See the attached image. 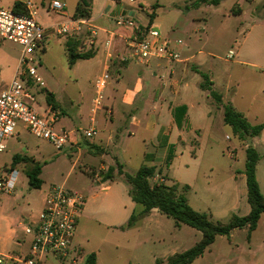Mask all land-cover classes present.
Here are the masks:
<instances>
[{
	"label": "rangeland",
	"instance_id": "1",
	"mask_svg": "<svg viewBox=\"0 0 264 264\" xmlns=\"http://www.w3.org/2000/svg\"><path fill=\"white\" fill-rule=\"evenodd\" d=\"M49 1L51 0H46ZM95 1L97 9L102 10L107 0ZM111 1L115 5V0H108V5ZM194 1L137 0L134 5H129L127 0H122L125 9L134 12L135 22L144 27L154 26L162 38L179 52L180 60L190 57L191 59L179 64L175 61L168 63L165 62L168 60L152 58L144 65L134 62L124 67H112L107 72L111 85L108 83V88L106 87L104 91L103 106H109V97L114 101L115 113L113 116L108 115L109 109L104 110L103 107L94 122V126L101 131L96 139L105 137L104 132L111 126L114 131L112 141L116 140V135L123 134L129 143H132L139 140L140 133L138 132L135 138L130 136L125 128L122 112L127 114L138 112V117L142 119L147 114L154 113L158 118L159 129H167L168 105L173 103L179 106L186 102L189 107L187 120L191 126L183 123L182 128H179L183 132L185 143L174 146V158L169 167L166 165V159L153 160L158 150L162 152L160 146L161 144L164 146L163 141L167 140H163L159 131L153 135H146L147 144L145 142L142 143L143 146L136 144L133 149L135 153L131 155L127 164L125 161L128 156L120 154L119 146L113 142L107 147L110 151L109 157L101 158L100 154H95L85 158L80 157V151L73 149L71 143L57 150L35 138L28 131L30 143L41 148V178L44 185L65 186L87 199L72 244L73 254L82 249L86 254L98 255V264H128L129 260V264H156L158 260L166 261L177 253L191 249L202 239L201 233L197 230L186 225L178 228L172 218L157 211L149 219L138 218L137 226L130 230L123 231L102 224L100 217L109 218L112 222L117 221V217L129 206L131 203L128 195L129 186L125 183L99 184L93 179L92 174H87L83 170L87 163L98 166L101 160L112 161L113 156H116L124 165L125 172L130 175H135L142 166L156 165L161 170V176L156 175L151 183L164 181L169 186L180 183V191L186 194L191 208L206 213L213 222L227 223L233 214L243 217L251 210L244 176L245 144L248 147L252 146L260 136L249 142H242L235 135L224 121L223 108L220 109L209 92L201 89L203 78L197 70L206 74L213 82L212 89L223 96L224 104H231L233 100L244 102L251 69L237 63L251 62L250 45H256V50L258 48L264 50V36L262 42L254 41L251 18L244 20L239 13L236 15L232 13L237 0H224L219 6L200 7H194ZM10 3V0H2V7L10 9ZM248 6L247 2L245 7ZM262 9L258 8L257 11L260 12ZM46 13L47 16L43 12L38 13L40 16L37 14V18L43 16L53 20L56 15L51 11ZM249 30L252 32L248 33ZM247 34L249 35L244 42V36ZM179 42L181 44H178ZM21 52V46L0 37V93L5 90V83L11 82L15 77ZM229 52L234 53L233 60L227 59ZM34 59L32 67L35 68L43 85L35 83L25 68L20 69L18 79L32 97V100L25 99L24 102L34 110L38 106L47 108L49 91L45 88H48L56 95L54 99L57 107L54 112L57 121L53 125L54 131L75 130L81 134L83 130L93 127L91 119L94 116L91 109L92 99L96 94L95 86L106 74L103 73L98 59L81 63L77 69L78 77L63 90L61 89L63 82L60 88L50 83L51 77L48 71H45L42 53L36 52ZM170 71H173L172 76L169 75ZM154 74L157 77H154ZM139 84L145 88L143 93L135 91ZM174 91H177V95L173 96ZM253 95L257 96L255 92ZM122 96H125V102ZM60 116H63L62 121H59ZM65 125H68V128H65ZM141 148L147 152L143 158L139 155ZM257 151L259 161L264 163V147L258 145ZM168 153L169 150L167 155ZM76 161L77 164L74 166ZM261 167L264 168V165ZM4 168L14 169L20 173L16 189L19 197L9 201L5 212L6 218L10 222H21L26 225L31 215L39 213L44 194L29 188L23 167H13L9 163ZM184 185L190 186L191 190L183 191ZM105 186H111V189L102 190ZM21 187L24 191H21ZM142 210V206L136 205L135 215L139 216ZM263 242L264 220L259 223L250 238L247 229L235 230L230 237H217L212 248L193 264H264ZM27 247L29 244L25 249ZM51 264L70 262L52 261Z\"/></svg>",
	"mask_w": 264,
	"mask_h": 264
},
{
	"label": "crops",
	"instance_id": "2",
	"mask_svg": "<svg viewBox=\"0 0 264 264\" xmlns=\"http://www.w3.org/2000/svg\"><path fill=\"white\" fill-rule=\"evenodd\" d=\"M10 1H11V3L9 4L10 8H13L16 2H21L24 5L28 2H31L36 6L37 14L40 12H43L45 16H47L48 14L46 12L50 11L49 5L51 2L59 1L60 3L63 4L64 6L63 10L60 13H55L56 15H54L55 17L53 18V20H50L49 18H46L43 16H41L40 18H37L39 24L45 29H47L48 31L47 39H46L44 48L41 53L43 55V65L46 68L45 71H48L51 77L50 83L52 85L60 88L63 82L64 86L63 85L61 86V89L63 90L65 86H67L70 83H73L76 77H78L77 69L81 66V63L86 62V61L90 62L92 60L98 59L99 65L101 66L103 73H107L108 71L111 70L112 67H117V66L124 67V66H128L130 63H134V62L121 63L120 60L118 59L119 55H124L130 52V48L127 46L125 39L126 37H130L134 35L135 33L134 30H116L115 28V24L113 21L114 18L117 15H119L120 12L124 8H126L123 5L122 0H115L116 2L115 5L112 4L113 1H111V3L108 5L107 3L108 0H107L102 10H98L96 1L91 0V17L90 19H88L87 26L84 25L81 32H76L68 36H58L52 32V29L59 24H64V23L70 24L72 20H76L74 18V15H75L79 0H51L49 2H46V0H10ZM247 2L249 6L245 7ZM0 6L2 7V0H0ZM236 6L239 7L240 17H242L244 20L250 17L251 20L253 21V24L251 26V28H253V31H254L252 39H254V41H257V42H262L263 36H264V0H237L236 5H234L233 8ZM258 8H263V9L262 11L258 12L257 11ZM38 16L40 15L38 14ZM78 20L80 19H77L76 21ZM88 26H92L98 30V38H97L95 45L93 46V51H92L94 53V56L93 58L89 60H79L76 62V64L73 67H69L68 53H67V44L69 42L78 44L79 53L88 52L91 49L87 45ZM113 31L116 32L115 37L112 35ZM251 32L252 31L250 30L248 31V33H251ZM248 35L249 34L244 36V42L247 40ZM255 47L257 46L256 45L249 46L251 62L239 61L237 63V65L239 66L250 68L252 72V73L250 72V77H248L247 84H246L248 89L245 94V101L244 102L242 101V95H241L240 99L242 102L240 101L237 102L235 100L230 102L231 105L236 109V111L243 114V116H245L247 120L249 121V123L253 126L264 125V50H261L260 48L256 50ZM188 59H191V57L187 58L186 60H179L175 62L179 64L186 63ZM165 62L170 63L169 61H165ZM135 64H139V63H135ZM139 65H144V64H139ZM18 67H19V63L17 64L16 72L18 70ZM169 75L172 76L173 71H170ZM141 76L142 74H140V77ZM154 77H157V75L154 74ZM9 83L10 81H7L4 87L6 88L9 85ZM109 84L111 85V83ZM45 89L51 92L48 88H45ZM135 91L136 93H141V92L143 93L145 91V88H143V86L139 84ZM254 92L256 93L257 96L253 95ZM174 95H177V91H174L173 96ZM95 97H96V94L94 98L92 99L91 114L94 116V118L91 119V123H92L91 126H93L98 131V134L94 139L90 141H85L79 131H75V130L67 131V130L61 129V130L70 132L72 134V139H71L72 145L71 146L73 149L80 151V154H81L80 157L83 156L85 158H88V157L94 156L95 154H100L101 158L104 156L109 157L110 151L107 149V147L109 144L113 142L114 144L119 146L120 154H126L128 156L127 161H125L127 164L129 163V158L131 157V155L135 153L133 149L135 148L136 144L143 146L142 143L143 144L144 142L146 143L148 139L146 138V135L147 134L153 135V134H156L158 131H159L160 136L163 137V140H166V139L167 140L163 141L164 146L162 144L160 146L161 150L163 149L162 150L163 153L159 152L160 150H158L156 153V157L154 156L153 160L158 159V158L159 160L167 159V156H168L167 150H169L171 147L174 148V146L177 144L179 145V144L185 143V139L183 138V132H181V129L178 128L174 120L173 110L177 107L186 106L187 114H186L184 123L187 124L188 127L191 126L187 120V116L189 113V107L187 106L186 102H182L183 104L179 106L174 105L173 103H170L168 105L167 114L169 117V127L167 129H163V128L159 129L158 118L154 113H151L149 115L147 114L142 119L138 117V112H133L131 114L122 112L121 115L123 118V122H124L125 128L127 129L128 133H130V136L135 138L137 137V133L138 132L140 133L139 140L129 143V141L126 139L125 136H123V134H120L119 136L116 135V140L112 141L114 131L111 126H108V130L104 132L106 134L105 137H100L99 139H96L97 137L100 136L101 131L97 129L96 126H94V122H95V118L98 117L100 114V111H101L100 109H102L104 106L100 109H95L94 108ZM122 99H123V102H125V96H122ZM108 101L110 104L109 106L105 105L104 110L109 109L108 115L113 116L115 113L114 101L110 99L109 97H108ZM220 109L222 108L220 107ZM35 110L37 111V113L45 115L48 110H52V109L50 106H48L47 108L38 106L35 108ZM44 112L45 114H43ZM61 113L63 114V112ZM61 117L63 116H60L59 121H62ZM64 122L66 123V121ZM64 127L68 128V125H65ZM28 133H29L28 130L22 123H19L17 125L14 136L6 142L5 150L0 153V176L3 175V172L5 171L4 170L5 166H7L9 163L12 165L13 158L15 156L31 158L36 163H39V164L41 163V158H40V156H42L41 148L39 146L35 147L30 143L29 138H28ZM43 142L46 144H49L45 141ZM258 145H261L262 147H264V130L261 136L259 137V140L255 141V143L252 144V146L255 148L256 151H257ZM247 147L248 145L245 144V149H247ZM146 153L147 152L145 151V149L141 148L139 155L141 158H143L146 155ZM76 164H77V161L74 163V166H76ZM117 164L122 165L123 170H124V165L119 162L116 156H113L112 161L106 162L104 160H101L98 166H91V164L87 163L83 171L87 174H93L94 175L93 179H96V181H98V183L100 184L101 178L103 176L102 175L100 176L99 173H105V171H107L110 167H116ZM262 164L264 165V163H262L261 161L258 162L256 175H257V180H258L261 192L264 195V168L261 167ZM17 166L23 167L25 170L24 172L26 173L25 163H21ZM149 167H156L157 171H160L156 165L152 164ZM157 176H161V174H157ZM244 176L242 175V177ZM105 183L106 184L108 183L122 184L124 182H122V180H116L114 182L108 181ZM28 186H29V183H28ZM48 188L49 187H46V185H44L43 183L42 188L40 190H37V191L42 192L44 194V197L41 202L40 208L38 210L39 213L35 215L34 214L31 215L29 217V221L37 220L41 212L43 211L45 196H46V192ZM110 189H111V186H105L102 188V190L104 191H108ZM21 191H24L23 187H21ZM128 195H129V192H128ZM18 197L19 196L16 194V192L12 195H0V255L5 258V264H22V263L12 262L7 257L12 256L15 258H19V257L22 258L27 255L28 250H29V247L25 249V246L29 244V242H28L27 236L23 232V229L21 226L22 223L21 222L19 223L10 222L6 218V214H5L9 201L11 199L16 200ZM136 205L137 204H135L131 200V203H129V206L124 209V211L121 213L120 216L117 217V221L112 222V220H110L109 218L100 217V222L104 224L106 227L121 229L123 231L133 229L137 226V224H135L131 228H126V225L128 221L130 220L131 216L135 214ZM155 211L157 210H153L149 216L145 218L140 217V219H149L150 216ZM263 217H264V214L262 215L259 223L262 220H264ZM212 245L208 249L212 248ZM76 253L78 256L82 257L84 260H86L87 256L90 255V254H86L84 250L82 249H79ZM96 257H97V264H98L99 256L96 255ZM129 261L127 262L128 264L130 263Z\"/></svg>",
	"mask_w": 264,
	"mask_h": 264
},
{
	"label": "built area",
	"instance_id": "3",
	"mask_svg": "<svg viewBox=\"0 0 264 264\" xmlns=\"http://www.w3.org/2000/svg\"><path fill=\"white\" fill-rule=\"evenodd\" d=\"M134 5L137 0H127ZM25 13H17L13 8L0 6V37L22 47L19 67L15 77L0 93V153L6 148V142L15 134L17 125L22 123L26 129L37 139L45 141L55 149L61 150L72 141L70 132L53 130L57 115L48 110L45 115H39L24 100L32 97L19 81V70L25 68L35 83L43 85L32 64L34 55L42 52L47 39L48 31L37 20L36 6L28 2L24 5ZM64 6L59 1H53L49 10L60 13ZM88 19L72 20L70 24H59L52 29L58 36H68L81 32ZM116 30H134V35L126 37L125 41L130 52L119 55L121 63L136 62L146 64L149 59L179 61L180 54L161 36L154 26L139 25L134 20V12L125 8L114 18ZM112 35L115 37L116 32ZM98 38V30L88 26L87 45L93 51ZM180 44V42H179ZM234 53L229 52L227 59L233 60ZM110 80L106 73L96 83V97L94 108L100 109L104 103V91ZM98 131L91 127L83 130L81 135L86 141L94 139ZM20 173L17 170H5L0 176V195H12L18 187ZM87 199L85 196L72 192L65 186L51 185L45 196L44 208L37 220H30L28 224L22 223L24 234L28 238L29 250L25 257H7L10 261L22 264H51L52 261L61 263L69 261L70 264H85V260L73 254V241L80 216L84 210ZM0 264H5V258L0 255Z\"/></svg>",
	"mask_w": 264,
	"mask_h": 264
},
{
	"label": "trees",
	"instance_id": "4",
	"mask_svg": "<svg viewBox=\"0 0 264 264\" xmlns=\"http://www.w3.org/2000/svg\"><path fill=\"white\" fill-rule=\"evenodd\" d=\"M224 0H195L194 7L202 5L219 6ZM13 10L17 13H25L24 4L16 2ZM233 14L240 13L239 7H234ZM91 17V0H79L74 18L90 19ZM152 22V21H151ZM152 24V23H151ZM68 64L73 67L79 60H89L93 58L92 51L79 53L78 44L69 42L67 44ZM203 78L201 89L210 93L212 98L224 110V121L229 125L235 135L242 142H249L252 139L261 136L264 125H251L247 119L231 104H224L222 95L216 93L213 88V82L206 74L197 70ZM47 101L51 109L56 110V102L54 95L47 92ZM187 114V107L181 106L173 110V117L178 126L182 128ZM174 158V148L169 149L166 159V165L169 167ZM259 162L258 152L252 146L246 149L245 176L247 181V198L250 205V213L240 217L233 214L227 223L213 222L209 215L195 211L188 203L186 194L180 191L181 184L174 183L172 186L167 185L164 181L151 183V180L157 174H161V170L157 171L156 167L142 166L135 175L125 173L123 166L117 164L116 167H110L107 172L102 173L101 183L108 181L122 180L129 186V196L131 200L143 207L139 216L132 215L128 221L126 228L133 227L138 218H145L151 214L153 210L172 218L176 222V226L180 228L182 225L189 226L201 233L202 239L191 249L177 253L169 257L166 261L158 260L156 264H192L201 258L207 249L215 243L217 237H230L235 230L247 229L248 236L256 231L259 221L264 214V195L261 192L256 170ZM21 163L26 164V176L28 178L29 187L33 190H40L44 181L41 179L42 166L33 159L27 157L15 156L12 166L15 167ZM94 175L92 174V177ZM183 191L188 192L191 187L184 185ZM85 264H97L95 254H90L85 260Z\"/></svg>",
	"mask_w": 264,
	"mask_h": 264
}]
</instances>
